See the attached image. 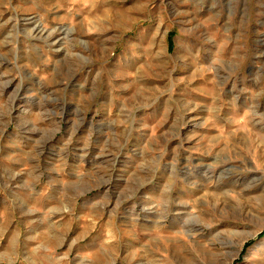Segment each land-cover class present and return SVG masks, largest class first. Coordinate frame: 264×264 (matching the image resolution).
I'll return each mask as SVG.
<instances>
[{
	"label": "rangeland",
	"instance_id": "obj_1",
	"mask_svg": "<svg viewBox=\"0 0 264 264\" xmlns=\"http://www.w3.org/2000/svg\"><path fill=\"white\" fill-rule=\"evenodd\" d=\"M0 264H264V0H0Z\"/></svg>",
	"mask_w": 264,
	"mask_h": 264
},
{
	"label": "bare ground",
	"instance_id": "obj_2",
	"mask_svg": "<svg viewBox=\"0 0 264 264\" xmlns=\"http://www.w3.org/2000/svg\"><path fill=\"white\" fill-rule=\"evenodd\" d=\"M41 29V28H40ZM45 30V29H44Z\"/></svg>",
	"mask_w": 264,
	"mask_h": 264
}]
</instances>
